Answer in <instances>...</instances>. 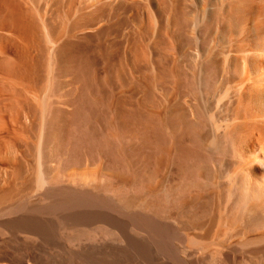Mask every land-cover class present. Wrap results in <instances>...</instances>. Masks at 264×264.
Instances as JSON below:
<instances>
[{"label":"bare ground","instance_id":"6f19581e","mask_svg":"<svg viewBox=\"0 0 264 264\" xmlns=\"http://www.w3.org/2000/svg\"><path fill=\"white\" fill-rule=\"evenodd\" d=\"M0 24L42 95L30 141L0 115V264H264V153L233 175L264 144V0H0Z\"/></svg>","mask_w":264,"mask_h":264},{"label":"rangeland","instance_id":"374dc122","mask_svg":"<svg viewBox=\"0 0 264 264\" xmlns=\"http://www.w3.org/2000/svg\"><path fill=\"white\" fill-rule=\"evenodd\" d=\"M0 25H1L2 27H4V28H5L6 25H8V26L12 25L11 27H13V28L15 27V28H14L15 30L18 29V31H17V32H18V33H17V36L21 39V41H24L23 43H25V42H27V41H29V40L31 41V37L29 36V29H28V28H26V27L23 28V27H21V25H19V26H20V27H19L18 24H0ZM4 25H5V26H4ZM17 26H18V27H17ZM23 26H24V24H23ZM20 29H21V30H20ZM27 29H28V30H27ZM19 31H20V32H19ZM21 31H22V32H21ZM166 31H167V30L163 29V33H162V34L165 35V34L167 33V34L165 35V37H168V36H167V35H169L168 33H171V32H166ZM24 32H25V33H24ZM19 33H20V34H19ZM21 34H22V35H21ZM23 34H24V35H23ZM164 35H163V36H164ZM19 38L16 40L15 45L19 44V43H17L18 40H19ZM23 38H25V40H23ZM26 39H27V40H26ZM32 39H33V38H32ZM0 40H1V39H0ZM3 41L5 42L6 40L2 39V40L0 41V44H1ZM4 42L0 45L1 49L3 50V49L5 48V52H6V53L9 52L10 49H11L13 52H12V51H10V52H11V53H14V51H15V48H13V47H15V46H13L14 44L9 45V44H6V43H5L6 45H5V47H4ZM19 42H20V40H19ZM145 43L148 44L147 42H145ZM27 45H28V46H27ZM2 46H3L4 48H3ZM8 46H9L10 48H9ZM18 46L20 47V44L17 45L16 47H18ZM26 46H27L28 48H27ZM31 46H32V43L29 44V43L27 42V43L23 46L24 48H22V51H21L22 53H21V54H23V55H21L20 58H22V56H23V58H26V59H24L23 61L20 60L21 63H20V61H19V62H18V61L16 62V64L20 63L19 65L22 67V68L19 67L20 71H19L18 66H17L16 64H15V65L17 66V69L13 68V69L11 70L12 65H13L12 62H4V61H3V64H2V62L0 61V62H1L0 65H2V66H0V70L4 69V67L6 66V65H4V63H7V68L5 67V69L8 71V68H9L10 71H13L14 73L16 72L17 75H18V78H19V80H18V78L16 77V75H15V76L12 75V74L10 73V71L8 72V73H10V74H8V73H6V71L4 70L3 72H5V74H7V75L10 76V79H12L11 82L13 81V84H12L11 82H9L8 80H7V81H3V79L1 78V75L4 74V73H3L2 71H0V78H1L0 81L2 80V81L0 82V83H1V84H0V87H3V89H4V88L7 87V86L9 87V85H10V87L13 85L15 89L17 88V90H15L14 88H10V87H9V88L7 87V89L5 88L4 90H6V91L8 92L9 90L14 89V90H12L13 93H11V92L9 93L10 96L13 95V96H12L13 98H15L18 94H20V95H18V97H17L18 100H17V98H16L15 100H13V98L10 100L11 97H8L9 95H7V92H5L6 94L4 93L5 98L8 97V99L6 100V102L8 103V101H10V107H11V110H12V111H11V110H10L11 112L9 111V108H10V107L8 108L9 104H7L6 102H5V105H8V106H7L8 110H6L7 108L5 109V107H4V110H3V107H2V109H1V104H0V115H1L2 117H3V115H4V118H2V117L0 116V117L2 118V119H1V124H2L4 121H5V124H8V120H9V123H10L11 121H12V123H14V122H13L14 118L18 119L19 126H20V127L23 126V127L20 128V127L17 125V123L15 122V124H16L15 127H17V126L19 127V130H18L17 133L19 134L20 137H21V135H20L21 132H22V134H25L24 139H26L25 137H26L27 134H28V137H27L26 141H30V140H32V138H31V133H32V132H30V128H28V127H29V126H28V125H29V124H28V121H29V120H27V119L25 120L24 118H27V116H30V115H29V113H30V108H29V107L32 108V109H31V112H33L34 109L36 108L35 105L38 103V102L36 103V101H39L40 98L42 99V97H41L42 95H41V94L38 95V98L40 97V98L38 99V98L36 97L37 93H36V95H35V92H34L35 90H33L32 92L29 90V88H30V89H33V88H32V87H33L32 84L29 83L30 85L28 84V86H29V87L27 86L28 88H26V86H24L25 88L23 87V84L25 83V80H26V81H30V80H31L32 77L30 78V76H31L32 74L35 73V68H36V67L33 66V65L35 64V61L32 60V59H34V54H33V49H32L33 47H31ZM33 46H34V45H33ZM125 46H126V44H125ZM125 46H124V47H125ZM30 48H31V50H30ZM125 48H126V47H125ZM128 48H129V47H128V45H127V48H126L127 51L129 50ZM1 49H0V50H1ZM27 49H28V50H27ZM2 50H1L2 53H0V54L3 56V52H4V50H3V51H2ZM20 50H21V48H20ZM26 50H27V52H26ZM126 50H125V51H126ZM30 52H31V53H30ZM27 53H28V54H27ZM29 54H30V55H29ZM4 55H5V53H4ZM25 56H26V57H25ZM174 57H175V58H174ZM174 57H173V55H172V59H174V61L172 60L173 62H171V63L169 64V70H171V72H173L174 69H176V63H177L176 61L178 60V58H177L175 55H174ZM31 58H32V59H31ZM176 58H177V60H175ZM29 59H30V60H29ZM32 62H34L33 65H32ZM9 63H11L12 65L9 64ZM13 63H14V62H13ZM27 63H29V64H27ZM8 64L11 65V66H10L11 68L8 66ZM15 65H13V67H16ZM174 65H175V66H174ZM3 66H4V67H3ZM25 66H26V67H25ZM32 66H33V67H32ZM1 67H2V68H1ZM31 67H32L33 69H32ZM21 69H22V70H21ZM31 69H32V70H31ZM14 70H15V71H14ZM17 70L20 72V75H19V72H18ZM30 70H31V71H30ZM33 70H34V72H32ZM13 72H12V73H13ZM23 72H24V73H23ZM27 72H28V73H27ZM14 73H13V74H14ZM16 73H15V74H16ZM21 73H22V74H21ZM30 73H32V74L30 75ZM11 75H12V76H11ZM22 75H23V76H22ZM26 75H27V76L30 75V76L28 77V79L30 78V80H28V79L26 78V77H27ZM263 75H264V74H261V76H259V74H258L256 77H254V79H258V80H260V79L263 77ZM21 76H22V77H21ZM11 77H12V78H11ZM13 77H14V80H13ZM259 77H260V78H259ZM15 78H16V80H15ZM21 78H22V79L24 78V79L22 80ZM248 78H249V77H248ZM20 79H21V80H20ZM5 80H6V79H5ZM258 80H255V81H258ZM18 81H19V82H18ZM2 82H4V83H5V82H8V85H7V86H2V85H4V83H2ZM14 82H15V83H14ZM20 82H21V85H22V86H20V88H19L18 86L20 85ZM23 82H24V83H23ZM142 82H143V81H142ZM9 83H10V84H9ZM17 83H18V84H17ZM27 83H28V82H26L25 84H27ZM143 83H144V82H143ZM236 83H237V82H236ZM236 83H235V84H236ZM5 84H6V83H5ZM14 84H15L16 86H15ZM133 88H134V84H130V83H128V84H126L125 86H122V87L118 88V89L115 91V95L117 96V98L119 97V99H120V97H124V96H129V95H132V94H136L135 97H134V101L137 102V103H141V102L143 101L144 95H143V94H140V93H137V91H135V88H134V89H133ZM3 89L0 88V91H3ZM129 89H130V90H129ZM24 90H28L27 92H29L30 95H29V93H28V94L25 93L26 91H24ZM18 91H19V92H18ZM128 91H129V92H128ZM15 92H16V94H15ZM22 92H23V93H22ZM33 92H34V93H33ZM123 92H124V93H123ZM132 92H133V93H132ZM0 93H2V92H0ZM21 93H22V94H21ZM24 93H25L27 96H28V95H29V96H28V97L25 96ZM31 93L35 95V98H36L37 100L33 98L34 95L32 96ZM11 94H12V95H11ZM127 94H128V95H127ZM2 95H3V94H1V97H2ZM6 95H7V96H6ZM14 95H16V96H14ZM22 95H23V96H22ZM138 95H139V96H138ZM30 96H31V97H30ZM23 97H24V101H23ZM140 97H141V98H140ZM32 98H33V99H32ZM20 99H21V100H20ZM96 99H97V98H96ZM141 99H142V100H141ZM12 100H13V101H12ZM16 100H17V101H16ZM25 100H26L27 102H29V103L27 104V103L25 102ZM35 100H36V101H35ZM98 100H99V98L97 99V101H98ZM11 101H12V102H11ZM15 101H16V104L14 103ZM18 101H20V102H18ZM22 101L25 102L26 105H28V106H27V107H28V108H27L28 111H25V109H26V108H25L26 105L24 106V105L22 104V103H23ZM33 101H34V102H33ZM40 101H41V100H40ZM113 101H114V99H113ZM17 102H18V103H17ZM21 102H22V103H21ZM35 103H36V104H35ZM11 104H12V105H11ZM18 104H19V105H18ZM32 104H34V106H33L34 109H33V107H32ZM5 105L3 104V106H5ZM16 105L21 106V107L23 106V108L21 109V107H17ZM29 105H30V106H29ZM16 107H17V109L19 108L18 111H17ZM151 107H152V109H150ZM13 108H14V109H13ZM143 108H144V110H146L149 114H152V113H155L156 111H159V110H158V107L156 108V106L153 107V106H149V105H146V104H145V107L143 106ZM155 108H156V109H155ZM15 109H16V110H15ZM13 110H14V111H13ZM20 110H21V111H20ZM6 111H8V112H6ZM152 111H154V112H152ZM3 112H5V113L3 114ZM14 112H15V114H14ZM21 112H22V113H21ZM9 113H11V114H9ZM12 113L14 114V116H13ZM20 113H21V114H20ZM24 113H26L27 115L24 114ZM22 114H23V116H22ZM18 115H19V116H18ZM20 115H21V116H20ZM25 115H26V116H25ZM10 116H11V117H10ZM24 116H25V117H24ZM5 117H6V118H5ZM20 117H21V118H20ZM10 118H11L12 120H10ZM16 119H15V120H16ZM22 119H23V120H22ZM28 119H31V118L28 117ZM3 120H4V121H3ZM15 120H14V121H15ZM19 120H20V121H19ZM24 120H25V121H24ZM250 120H251V119H250ZM6 121H7V123H6ZM22 121H24L23 123H25V124H23ZM248 121H249V120H248ZM26 122H27V123H26ZM12 123H10V124H12ZM20 123H21V124H20ZM8 125H9V124H8ZM25 126H26V127H25ZM27 126H28V127H27ZM24 127H25V130H26V128H28L27 131H24ZM17 129H18V128H17ZM20 129H22V131L19 133ZM24 132H25V133H24ZM26 132H27V133H26ZM28 132H30V135H29ZM35 135H36V133L34 134V136H35ZM22 136H23V135H22ZM29 138H30V139H29ZM33 140H35V139L33 138ZM31 142L35 144L36 141H31ZM263 143H264V142H263ZM262 145H263V146H261V145H257V146H255V148L253 149L254 151H252L253 153H252L251 155H249L248 158L240 164L241 166H240L239 164H238L237 166H235L236 169H235V170L233 169V171H234V172H233V173H234L233 175H237V174L240 175V174H242V172H245V170H246L247 168H249L250 166L254 165V164L257 162V160L259 161L260 156L262 155V153H264V144H262ZM259 146H260V147H259ZM20 151H21V152H24V149L21 150V148H20ZM244 167H245V168H244ZM88 168H89V167H88ZM88 168H82V169H81V168H75V169H74V168H71V169L68 170L69 173L67 172V174H70V173H71L70 175H72V174L75 175L74 173H76L77 175H79V174H81V173H83V172L85 173V172H89V171L94 170V169H92L93 167H92L91 169H88ZM243 168H244V169H243ZM76 169H77V170H76ZM78 171H80V172H78ZM236 172H237V173H236ZM258 176H259V175H258ZM258 176H257L255 179H251L250 181H252V182H254V180L258 181V180H259V177H260V176H259V177H258ZM257 179H258V180H257ZM153 182L155 183V181H153ZM261 183H262V185H263V181H262ZM151 184H153V183H151ZM151 184L149 185V187L151 186ZM155 185H157V183H156ZM155 185H153V186L150 188L151 191H156L155 188L158 187V185H157L156 187H155ZM156 189H157V188H156ZM3 238H7V237L4 236Z\"/></svg>","mask_w":264,"mask_h":264}]
</instances>
